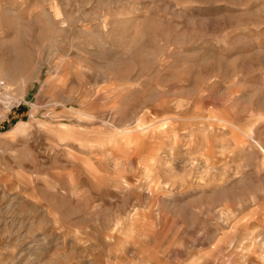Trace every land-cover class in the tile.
<instances>
[{
	"label": "rangeland",
	"instance_id": "374dc122",
	"mask_svg": "<svg viewBox=\"0 0 264 264\" xmlns=\"http://www.w3.org/2000/svg\"><path fill=\"white\" fill-rule=\"evenodd\" d=\"M0 70V264H264V0H0Z\"/></svg>",
	"mask_w": 264,
	"mask_h": 264
},
{
	"label": "crops",
	"instance_id": "0c3cea01",
	"mask_svg": "<svg viewBox=\"0 0 264 264\" xmlns=\"http://www.w3.org/2000/svg\"><path fill=\"white\" fill-rule=\"evenodd\" d=\"M22 125L18 124L16 126V129H19ZM249 238L253 239L255 242H259L262 248V256H264V236L256 235L253 237V235H250Z\"/></svg>",
	"mask_w": 264,
	"mask_h": 264
},
{
	"label": "built area",
	"instance_id": "2783aa9c",
	"mask_svg": "<svg viewBox=\"0 0 264 264\" xmlns=\"http://www.w3.org/2000/svg\"><path fill=\"white\" fill-rule=\"evenodd\" d=\"M4 87H5V79H4L3 74L0 70V97H4L3 94H1Z\"/></svg>",
	"mask_w": 264,
	"mask_h": 264
},
{
	"label": "bare ground",
	"instance_id": "6f19581e",
	"mask_svg": "<svg viewBox=\"0 0 264 264\" xmlns=\"http://www.w3.org/2000/svg\"><path fill=\"white\" fill-rule=\"evenodd\" d=\"M5 97H7V96H5ZM233 126V125H232Z\"/></svg>",
	"mask_w": 264,
	"mask_h": 264
}]
</instances>
